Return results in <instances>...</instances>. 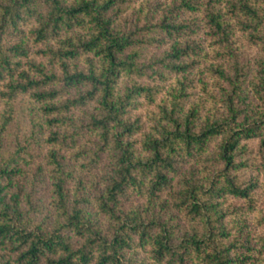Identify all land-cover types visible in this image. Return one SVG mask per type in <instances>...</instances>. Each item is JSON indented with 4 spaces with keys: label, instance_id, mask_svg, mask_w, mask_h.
<instances>
[{
    "label": "trees",
    "instance_id": "obj_1",
    "mask_svg": "<svg viewBox=\"0 0 264 264\" xmlns=\"http://www.w3.org/2000/svg\"><path fill=\"white\" fill-rule=\"evenodd\" d=\"M0 264H264V0H0Z\"/></svg>",
    "mask_w": 264,
    "mask_h": 264
}]
</instances>
